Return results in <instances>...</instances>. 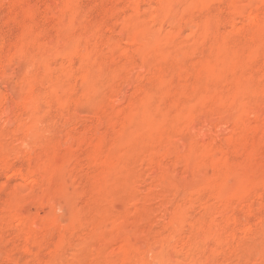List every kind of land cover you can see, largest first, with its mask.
Wrapping results in <instances>:
<instances>
[{"label": "rangeland", "instance_id": "374dc122", "mask_svg": "<svg viewBox=\"0 0 264 264\" xmlns=\"http://www.w3.org/2000/svg\"><path fill=\"white\" fill-rule=\"evenodd\" d=\"M263 24L264 0H0V264H264Z\"/></svg>", "mask_w": 264, "mask_h": 264}, {"label": "bare ground", "instance_id": "6f19581e", "mask_svg": "<svg viewBox=\"0 0 264 264\" xmlns=\"http://www.w3.org/2000/svg\"><path fill=\"white\" fill-rule=\"evenodd\" d=\"M52 3H53V2H52ZM157 4H158V3H157ZM242 5H243V3H242ZM244 5H245V4H244ZM244 5H243V6H244ZM153 6H154V5H153ZM255 6L258 7V5H255ZM255 6H254V7H255ZM246 7H247V5H246ZM250 7H251V6H250ZM257 7H255V8H257ZM58 8H59V7H58ZM255 8H254V10H255ZM131 9H132V8H131ZM257 9H258V8H257ZM58 10H59V9H58ZM168 10H169V9H168ZM241 11H242V10H241ZM163 13H164V12H163ZM169 17H170V16H169ZM250 17H252V16H250ZM254 17H255V16H254ZM256 18H257V17H256ZM52 19H53V18H52ZM251 19H252V18H251ZM247 20H248V19H247ZM126 21H127V20H126ZM134 21H135V20H134ZM252 21H253V20H252ZM255 21H256V20H255ZM76 22H77V21H76ZM132 23H133V22H132ZM260 23H261V22H260ZM129 25H130V24H129ZM261 26H264V24L261 25ZM129 27H130V26H129ZM257 28H258V27H257ZM263 28H264V27H263ZM263 28H262V29H263ZM206 30H207V28H206ZM210 30H212V28H211ZM263 30H264V29H263ZM212 31H213V30H212ZM214 31H215V30H214ZM214 31H213V33H214ZM203 32H204V31H203ZM209 33H212V32H209ZM209 33H208V34H209ZM260 33H261V31H260ZM30 34H31V33H30ZM215 34H216V33H215ZM261 34H262V33H261ZM197 35H198V34H197ZM209 35H210V34H209ZM263 35H264V34H263ZM204 36H205V35H204ZM216 36H217V35H216ZM32 37H33V35H32ZM90 37H91V36H90ZM138 37H139V36H138ZM207 37H208V36H207ZM209 37H210V36H209ZM214 38H215V37H214ZM217 38H218V37H217ZM88 39H89V38H88ZM205 39H206V38H205ZM202 40H203V38H202ZM202 40H200V41H202ZM198 41H199V40H198ZM212 41H213V40H212ZM218 41H219V40H218ZM92 42H93V41H92ZM214 42H215V41H214ZM90 44H91V43H90ZM92 45H93V44H92ZM222 45H223V44H222ZM222 45H221V46H222ZM259 45H260V44H259ZM160 46H161V45H160ZM108 47H109V46H108ZM219 48H220V47H219ZM261 48H262V47H261ZM130 49H131V48H130ZM210 49H211V48H210ZM263 49H264V48H263ZM194 50H195V49H194ZM259 50H260V49H259ZM259 50H258V51H259ZM215 51H216V50H215ZM170 52H171V51H170ZM170 52H169V53H170ZM77 54H78V53H77ZM187 55H188V53H187ZM223 55H224V54H223ZM223 55H222V56H223ZM184 56H185V55H184ZM213 56H214V55H213ZM187 57H188V56H187ZM210 57H211V56H210ZM225 57H226V56H225ZM225 57H224V58H225ZM216 58H217V57H216ZM240 58H241V57H240ZM243 58H244V57H243ZM169 59H170V58H169ZM171 59H172V58H171ZM244 59H245V58H244ZM213 60H214V59H213ZM224 60H226V58H225ZM237 60H238V59H237ZM210 61H211V60H210ZM216 61H217V60H216ZM229 61H230V60H229ZM231 61H232V60H231ZM235 61H236V60H235ZM239 61H240V60H239ZM170 62H171V61H170ZM202 62H203V60L201 61V63H202ZM233 62H234V60H233ZM240 62H241V61H240ZM209 63H210V62H209ZM223 63H224V62H223ZM225 63H227V62H225ZM225 63H224V64H225ZM230 64H231V63H230ZM227 65H228V64H227ZM201 66H202V64H201ZM219 67H221V66H219ZM226 67H227V66H226ZM42 69H43V68H42ZM240 69H241V68H240ZM224 72H225V71H224ZM214 73H215V72H214ZM165 74H166V73H165ZM211 74H212V73H211ZM225 74H226V73H225ZM212 76H213V74H212ZM235 78H236V77H235ZM130 79H131V78H130ZM132 80H133V79H132ZM222 80H223V79H222ZM244 83H245V82H244ZM43 84H44V82H43ZM225 84H226V83H225ZM218 86H219V85H218ZM226 86H227V84H226ZM246 88H248V87H246ZM252 88H253V86H252ZM254 88H255V87H254ZM208 89H209V88H208ZM229 89H230V88H229ZM241 90H243V88H241ZM263 90H264V89H263ZM202 91H203V90H202ZM234 91H235V90H234ZM236 91H237V90H236ZM120 92H121V91H120ZM203 92H204V91H203ZM219 93H220V92H219ZM251 93H252V92H251ZM202 94H203V93H202ZM202 94H201L200 96H202ZM236 94H237V93H236ZM244 94H245V93H244ZM244 94H243V96H244ZM226 95H227V94H226ZM233 95H234V94H233ZM122 96H123V95H122ZM211 96H212V95H211ZM231 96H232V95H231ZM240 96H241V94H240ZM257 96H258V95H257ZM118 98H119V97H118ZM228 98H229V97H228ZM233 99H235V98H233ZM233 99H232V100H233ZM247 99H248V98H247ZM120 100H121V99H120ZM224 100H225V99H224ZM235 100H236V99H235ZM235 100H234V101H235ZM116 101H117V100H116ZM163 101H164V100H163ZM240 101H241V99H240ZM253 101H254V100H253ZM262 101H263V98H262ZM211 102H212V101H211ZM242 102H243V101H242ZM189 103H190V102H189ZM195 103H196V102H195ZM220 103H221V102H220ZM239 103H240V102H239ZM239 103H238V104H239ZM256 103L259 104L260 102H259V103L256 102ZM262 103H263V102H262ZM211 104H212V103H211ZM211 104L208 103L207 105H211ZM232 104H233V103H232ZM253 104H254V103H253ZM253 104H252V105H253ZM187 105H188V104H187ZM255 105H256V104H255ZM261 105H262V104H261ZM263 105H264V104H263ZM263 105H262V106H263ZM172 106H173V105H172ZM185 106H186V105H185ZM189 106H190V105H189ZM194 106H195V105H194ZM253 106H254V105H253ZM7 107H8V106H7ZM186 107H187V106H186ZM196 107H197V106H196ZM258 107H259V106H257V108H258ZM179 108H180V107H179ZM199 108H200V107H199ZM187 109H188V108H187ZM191 109H192V108H191ZM191 109H190V110H191ZM200 109H201V108H200ZM207 109H208V108H207ZM229 109H230V108H229ZM236 109H237V107H236ZM243 109H244V108H243ZM250 109H251V108H250ZM253 109H254V108H253ZM255 109H256V108H255ZM259 109H260V107H259ZM126 110H127V109H126ZM245 110H246V109H245ZM245 110H244V111H245ZM248 110H249V109H248ZM257 110H258V109H256V111H257ZM2 111H3V110H2ZM176 111H177V110H176ZM196 111H197V110H196ZM203 111H204V110H203ZM250 111H251V110H250ZM4 112H5V111H4ZM204 112H205V111H204ZM204 112H203V113H204ZM240 112H241V110H240ZM6 113H7V112H6ZM227 113H228V112H227ZM244 113H245V112H244ZM248 113H249V112H248ZM259 113H260V112H259ZM9 114H10V113H9ZM196 114H197V113H196ZM215 114H216V112H215ZM221 114H222V113H221ZM240 114H241V113H240ZM246 114H247V112H246ZM175 115L177 116V114H175ZM207 115H208V114H207ZM227 115H228V114H227ZM230 115H231V114H230ZM262 115H264V114L262 113ZM5 116H6V115H5ZM116 116H117V114H116ZM201 116H202V115H201ZM203 116H205V115H203ZM212 116H213V115H212ZM221 116H224V114L221 115ZM257 116H258V114H257ZM10 117H11V116H10ZM174 117H175V116H174ZM232 117H233V116H232ZM238 117H239V116H238ZM8 118H9V117H8ZM202 118H204V117H202ZM209 118H210V116H209ZM211 118H212V117H211ZM224 118H225V116H224ZM240 118H241V117H240ZM246 118H247V117H246ZM251 118H252V117H251ZM258 118H259V117H258ZM258 118H257V120H258ZM263 118H264V116H263ZM207 119H208V118H207ZM207 119H206V120H207ZM226 119H227V118H226ZM230 119H231V118H230ZM244 119H245V118H244ZM117 120H118V119H117ZM174 120H175V118H174ZM196 120H197V118H196ZM246 120H247V119H246ZM185 121H186V120H185ZM190 121L193 122V120H189V122H190ZM214 121L216 122V120H214ZM218 121H219V120H218ZM231 121H232V120H231ZM104 122H105V121H104ZM167 122H168V121H167ZM192 122H190V123H192ZM228 122H229V120H228ZM248 122H251V121L249 120ZM141 123H142V122H141ZM148 123H149V122H148ZM179 123H180V122H179ZM190 123H189V124H190ZM200 123H201V122H199V124H200ZM101 124H102V123H101ZM189 124H188V126H189ZM229 124H230V123H229ZM236 124H237V123H236ZM249 124H250V123H249ZM249 124H248V125H249ZM251 124H252V123H251ZM163 125H164V124H163ZM190 125L192 126L193 124H190ZM225 125H226V123H225ZM248 125H247V126H248ZM172 126H173V125H172ZM188 126H185V127H188ZM191 126H189V129L191 128ZM196 126H198V128H199V125H196ZM235 126H236V125H235ZM249 126H250V125H249ZM146 127H147V126H146ZM194 127H195V126H194ZM251 127H253V125H252ZM139 128H140V127H139ZM183 128H184V127H183ZM253 128H254V127H253ZM21 129H22V128H21ZM186 129H188V128H185V130H186ZM189 129H188V131H189ZM191 129H192V128H191ZM194 129H196V127L193 128V130H194ZM164 130H165V129H164ZM183 130H184V129H182V131H183ZM238 130H239V129H238ZM262 130H263V129H262ZM156 131H158V130H156ZM180 132H181V131H180ZM237 132H238V131H237ZM237 132H236V133H237ZM159 133H160V132H159ZM181 133H182V132H181ZM190 133H192V131H191ZM253 133H254V132H253ZM168 134H169V133H168ZM155 135H157V133H155ZM259 135H260V133H259ZM157 136H158V135H157ZM163 136H164V133H163ZM167 136H168V135H167ZM132 137H133V136H132ZM233 137H234V136H233ZM258 137H259V136H258ZM261 137H262V136H261ZM261 137H260V138H261ZM128 138H129V137H128ZM158 138H159V136H158ZM173 138H174V137H173ZM260 138H259V139H258V138H257V139L255 138V139H256V140H260ZM263 138H264V137H263ZM245 139H246V138H245ZM249 140H250V139H249ZM128 141H129V140H128ZM146 141H147V140H146ZM160 142H161V141H160ZM248 142H249V141H248ZM255 142H256V141H255ZM168 143H169V142H168ZM256 143H258V145H259V142H256ZM115 144H116V143H115ZM143 144H144V143H143ZM165 144H166V143H165ZM169 144H170V143H169ZM169 144H168V145H169ZM203 145H204V144H203ZM145 146H146V145H145ZM4 147H5V146H4ZM137 147H138V146H137ZM156 147H157V146H156ZM163 148H164V147H163ZM165 148H166V147H165ZM169 148H170V147H169ZM175 149H176V147H175ZM180 149H181V148H180ZM182 149H183V148H182ZM153 150H154V149H153ZM166 150H167V148H166ZM178 151H179V150H178ZM3 152H4V151H3ZM152 152H154V151H152ZM147 153H148V152H147ZM154 153H155V152H154ZM150 156H151V155H150ZM161 158H162V157H161ZM163 158H164V157H163ZM163 158H162V159H163ZM217 160H218V159H217ZM219 160H220V159H219ZM56 161H57V160H56ZM53 162H54V161H53ZM220 162H221V161H220ZM222 162H223V160H222ZM56 166H57V165H56ZM31 167H32V166H31ZM40 167H41V166H40ZM145 167H146V166H145ZM156 167H157V166H155V169H157ZM40 169H42V167H41ZM40 169H39V170H40ZM152 169H153V168H152ZM37 171H38V170H37ZM34 224H35V223H34Z\"/></svg>", "mask_w": 264, "mask_h": 264}]
</instances>
